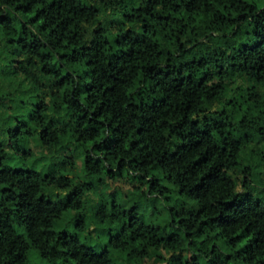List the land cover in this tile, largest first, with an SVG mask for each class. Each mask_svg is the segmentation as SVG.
Instances as JSON below:
<instances>
[{
  "label": "trees",
  "instance_id": "obj_1",
  "mask_svg": "<svg viewBox=\"0 0 264 264\" xmlns=\"http://www.w3.org/2000/svg\"><path fill=\"white\" fill-rule=\"evenodd\" d=\"M260 1L0 0V264H264Z\"/></svg>",
  "mask_w": 264,
  "mask_h": 264
},
{
  "label": "rangeland",
  "instance_id": "obj_2",
  "mask_svg": "<svg viewBox=\"0 0 264 264\" xmlns=\"http://www.w3.org/2000/svg\"><path fill=\"white\" fill-rule=\"evenodd\" d=\"M262 0L260 1V4L262 5ZM125 10V7L124 6H121L119 5L118 7L115 6L114 7V11H113V15H111V17H108V18H103L101 19V21H105L106 20V23L107 24H112L114 20L118 19L122 13L124 12ZM17 103L18 104H22V103H25L24 106L21 105V116L23 117L27 112H28V107L31 103V100L30 98H26V97H19L18 100H17ZM9 107H11L12 109L16 108V105L15 103H10L9 104ZM19 120V119H18ZM0 142H3V149H5L6 151L9 150V145L10 143H4V141H0ZM29 149L33 151V153L35 154V156H39L41 151H40V147L36 146V144L34 142H31L29 144ZM11 155H13L11 153ZM7 165H9V167L11 169H16V168H19V166L21 167V165H24L27 166V167H32V164L30 161H27L26 163H23V162H20V161H17V158H13V159H10L8 162H6ZM79 166H80V162H77L76 163V167H75V170L79 169ZM107 183L109 185V191L112 192L114 191L115 189L119 188L120 190L122 191H127L129 189H131L132 187V184L131 183H128L126 182V179H122V180H116V181H113L111 179H107ZM94 196L93 194H90L88 195V198H91L92 200H94ZM96 197V196H95ZM150 200H152V198H149ZM97 197L96 199L94 200L93 202V206L91 208H88L86 206H84L80 213H74L72 211L70 212H67L65 214V219L60 223V229L62 230H66L68 233L72 234L73 233V230H72V224H70V220L71 218L73 217V215L76 214V216L78 215H84L85 216V224L86 226H89L88 229L89 231H91L93 229V224H90V221H91V212L94 210L95 208V203L97 202ZM160 207V206H159ZM142 215H143V220L145 223H157L159 222L162 218H164V215L162 213V210H159L158 212H160V216L157 217L158 215L155 213L153 214L152 213V210L150 207H146V206H143L142 207ZM22 234V232H20ZM97 237V236H95ZM103 239H107V236H104L102 237ZM85 239L88 240V242L90 243V245H93L94 241L89 239L88 236L85 237ZM105 247L104 245V242L102 241L101 242V245L99 246V249L102 250L103 248ZM115 258H116V264H126L124 263V257H122L120 254L118 256V254L115 255ZM27 264H76L74 261H72L71 259L69 258H61L59 260H56V261H47L45 259H42L39 255V253L33 249V248H30L27 252ZM142 264H161L157 261H155L154 259L152 260H145ZM164 264V263H162Z\"/></svg>",
  "mask_w": 264,
  "mask_h": 264
}]
</instances>
